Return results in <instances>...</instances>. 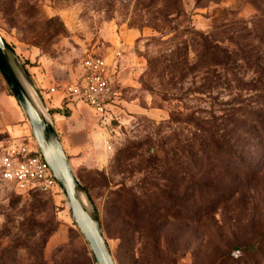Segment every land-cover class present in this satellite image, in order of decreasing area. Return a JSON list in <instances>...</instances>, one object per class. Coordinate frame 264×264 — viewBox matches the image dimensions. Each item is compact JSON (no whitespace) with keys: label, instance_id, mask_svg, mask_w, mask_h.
I'll list each match as a JSON object with an SVG mask.
<instances>
[{"label":"rangeland","instance_id":"1","mask_svg":"<svg viewBox=\"0 0 264 264\" xmlns=\"http://www.w3.org/2000/svg\"><path fill=\"white\" fill-rule=\"evenodd\" d=\"M0 36L116 264H264V0H0ZM89 59L120 93L103 122L73 94L53 108ZM12 140L34 141L0 74ZM0 264H94L60 189L0 179Z\"/></svg>","mask_w":264,"mask_h":264},{"label":"water","instance_id":"2","mask_svg":"<svg viewBox=\"0 0 264 264\" xmlns=\"http://www.w3.org/2000/svg\"><path fill=\"white\" fill-rule=\"evenodd\" d=\"M0 74L24 115L37 149L63 193L69 214L85 241L94 264H116L98 218L79 200L84 188L75 176L58 134L32 103L22 82L31 83L29 74L13 48L0 36Z\"/></svg>","mask_w":264,"mask_h":264},{"label":"built area","instance_id":"3","mask_svg":"<svg viewBox=\"0 0 264 264\" xmlns=\"http://www.w3.org/2000/svg\"><path fill=\"white\" fill-rule=\"evenodd\" d=\"M109 64L100 59L83 63L78 82L64 86L63 96L75 95L97 115L101 122L110 108L120 99L108 75ZM57 89L51 88L53 94ZM0 179L12 183L17 190H59L52 173L42 159L34 141L12 140L0 153Z\"/></svg>","mask_w":264,"mask_h":264},{"label":"bare ground","instance_id":"4","mask_svg":"<svg viewBox=\"0 0 264 264\" xmlns=\"http://www.w3.org/2000/svg\"><path fill=\"white\" fill-rule=\"evenodd\" d=\"M22 84L26 88V91L28 92V95H29L32 103L36 107V109L39 112H41L48 119V114H47L46 110L44 109L42 103L40 102V100H39L36 92L34 91V89L26 82H25V84L22 82ZM79 200H80L82 206L84 207V209H86L88 212H91V208H90L83 192L79 193Z\"/></svg>","mask_w":264,"mask_h":264},{"label":"trees","instance_id":"5","mask_svg":"<svg viewBox=\"0 0 264 264\" xmlns=\"http://www.w3.org/2000/svg\"><path fill=\"white\" fill-rule=\"evenodd\" d=\"M264 130V128H263ZM204 148L212 149L215 150L216 152H219V150H224V145L221 142V137L216 136L213 134L212 131L206 129V135H205V140L203 144ZM230 152L228 149L224 151V154ZM244 250H249V247L244 248Z\"/></svg>","mask_w":264,"mask_h":264},{"label":"crops","instance_id":"6","mask_svg":"<svg viewBox=\"0 0 264 264\" xmlns=\"http://www.w3.org/2000/svg\"><path fill=\"white\" fill-rule=\"evenodd\" d=\"M57 92V91H56ZM55 92V93H56ZM64 96H62V97H60V99L55 103V105L53 106V108L56 110V108L58 107V105L60 104V102L62 101V98H63Z\"/></svg>","mask_w":264,"mask_h":264}]
</instances>
